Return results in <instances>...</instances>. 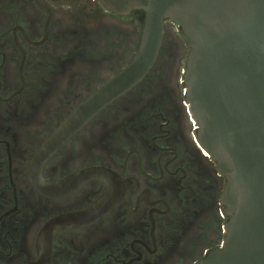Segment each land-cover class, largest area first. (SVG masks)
<instances>
[{
  "label": "flooded vegetation",
  "instance_id": "obj_1",
  "mask_svg": "<svg viewBox=\"0 0 264 264\" xmlns=\"http://www.w3.org/2000/svg\"><path fill=\"white\" fill-rule=\"evenodd\" d=\"M144 15L0 0V264H195L226 238L228 177L201 144L170 19L143 79L42 154L132 62Z\"/></svg>",
  "mask_w": 264,
  "mask_h": 264
},
{
  "label": "water",
  "instance_id": "obj_2",
  "mask_svg": "<svg viewBox=\"0 0 264 264\" xmlns=\"http://www.w3.org/2000/svg\"><path fill=\"white\" fill-rule=\"evenodd\" d=\"M99 1L118 13L144 10L139 50L74 111L42 154L143 79L157 60L170 19L191 46L187 102L201 144L228 177L226 238L195 264H264V0Z\"/></svg>",
  "mask_w": 264,
  "mask_h": 264
}]
</instances>
